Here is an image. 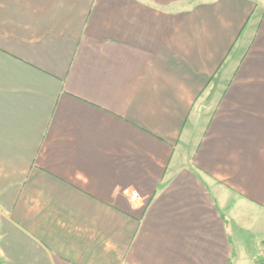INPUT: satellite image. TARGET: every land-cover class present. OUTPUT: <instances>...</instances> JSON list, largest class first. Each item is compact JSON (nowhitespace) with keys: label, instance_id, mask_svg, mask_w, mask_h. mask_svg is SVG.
Wrapping results in <instances>:
<instances>
[{"label":"crops","instance_id":"crops-1","mask_svg":"<svg viewBox=\"0 0 264 264\" xmlns=\"http://www.w3.org/2000/svg\"><path fill=\"white\" fill-rule=\"evenodd\" d=\"M263 226L264 0H0V264H250Z\"/></svg>","mask_w":264,"mask_h":264},{"label":"rangeland","instance_id":"rangeland-1","mask_svg":"<svg viewBox=\"0 0 264 264\" xmlns=\"http://www.w3.org/2000/svg\"><path fill=\"white\" fill-rule=\"evenodd\" d=\"M264 228L261 227V229ZM243 240V254L245 255V258L247 256H252L253 259L258 256H264V233L263 234H247L246 232L240 234ZM233 240V237H231ZM234 246V243H233ZM235 253V250L233 251V254Z\"/></svg>","mask_w":264,"mask_h":264},{"label":"built area","instance_id":"built-area-1","mask_svg":"<svg viewBox=\"0 0 264 264\" xmlns=\"http://www.w3.org/2000/svg\"><path fill=\"white\" fill-rule=\"evenodd\" d=\"M130 201H136L140 199L139 193L134 189H126L123 191Z\"/></svg>","mask_w":264,"mask_h":264},{"label":"trees","instance_id":"trees-1","mask_svg":"<svg viewBox=\"0 0 264 264\" xmlns=\"http://www.w3.org/2000/svg\"><path fill=\"white\" fill-rule=\"evenodd\" d=\"M250 264H264V256L255 257Z\"/></svg>","mask_w":264,"mask_h":264}]
</instances>
